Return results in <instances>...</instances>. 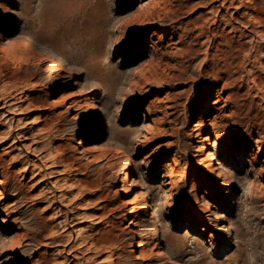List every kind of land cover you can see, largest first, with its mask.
<instances>
[{
    "label": "rangeland",
    "instance_id": "rangeland-1",
    "mask_svg": "<svg viewBox=\"0 0 264 264\" xmlns=\"http://www.w3.org/2000/svg\"><path fill=\"white\" fill-rule=\"evenodd\" d=\"M11 16L0 264H264V0H0V23ZM213 154L233 177L221 189L204 171ZM149 198L165 258L140 214Z\"/></svg>",
    "mask_w": 264,
    "mask_h": 264
},
{
    "label": "bare ground",
    "instance_id": "bare-ground-1",
    "mask_svg": "<svg viewBox=\"0 0 264 264\" xmlns=\"http://www.w3.org/2000/svg\"><path fill=\"white\" fill-rule=\"evenodd\" d=\"M3 16H5V15H3ZM4 22L5 21H1L0 30H2L4 28H10L11 26H13V16L9 17V19L6 21V23H4ZM1 39H2V33L0 31V40ZM3 51H4V47H3L2 44H0V52L3 53ZM38 51L40 53H39V55L37 57V62L39 64L44 65V69H43L44 73L47 74V76L50 79H55V78L57 79V71H58V69L60 67L59 59L57 57H55L53 54H51L46 49L38 48ZM206 98H208V96ZM6 102L7 101H5L4 103L6 104ZM102 112H103V114L106 113L105 108L102 109ZM100 118H101L100 114L95 117V119L93 121V126H94L93 127V132H95L98 129H100L99 128V124H100V120H101ZM37 122L38 121H36V120H32V121H30V124H36ZM244 149H245V147H242L240 150L244 151ZM218 158H219L218 155H214V154L211 155L208 164L204 168V171H205V174H206L208 180L209 179L214 180V183H212L210 185V187L216 188V189H221V188H223L226 185L225 182H231L233 177L229 173L227 167L225 166V164L223 162H217ZM135 162H133V161H132V163L130 162L131 165L128 168L126 174H125V179L126 180H129L133 176L134 169L137 166H139V164H140V163H135ZM215 163H217L216 166H215ZM230 166L238 167L239 166V162L236 161V160H231L230 161ZM138 181L141 182L142 178H138ZM162 183H163L164 186H171L174 183L173 175L164 177V182H162ZM0 194H1V190H0ZM194 197L199 202L200 209L202 211H205V213L207 214V216L209 218V222L216 223V222L220 221L221 219H223L222 212L213 211L212 210L213 205H211V204H209V202H207V200L205 199L206 198V194L205 193L201 195V194H197V191H195ZM229 197H230V195L228 194L227 203L224 205V208H226V209L229 206H231V203H229ZM0 201H1V199H0ZM125 204H129V202H125ZM128 214L132 215L133 214L132 210H130ZM140 214L144 215L145 222L149 226L152 227L150 238L153 240V242H155L157 245H159V247H158L159 248V255L158 256L161 257V258H165L166 256H168L169 252H168L166 247L160 246L161 245V235H160V232L157 229V223L160 222V220H161V217H160L161 214L159 215L158 210L156 209V206L153 203L152 198L147 199L143 203V205L141 206V209H140ZM138 215L139 214H136L134 216L138 217ZM185 219H186L185 217H182L180 219V221L177 220L176 223L179 224V223L183 222ZM167 223H168V221H167ZM9 224H11V223H9V221L5 217L0 216V225L1 226L9 225ZM174 226H175L174 223L171 222V223H168L166 228L174 227ZM76 228L77 229L74 230V234L75 235L76 234H80L83 231V229L81 227H76ZM216 228H217V231H219L220 233H226L228 231L227 224H223V225H220V226L218 225ZM191 230H192V224H191V221L188 220L187 229L185 230L183 235L184 236L190 235L191 234ZM202 231H205V229H202ZM142 245H143V243L140 244V245H137L136 248H141ZM229 246H230V244L228 242V235H226L225 238H224L223 249L225 250Z\"/></svg>",
    "mask_w": 264,
    "mask_h": 264
}]
</instances>
